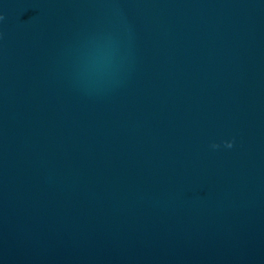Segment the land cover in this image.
Returning <instances> with one entry per match:
<instances>
[{
    "label": "water",
    "instance_id": "95a60500",
    "mask_svg": "<svg viewBox=\"0 0 264 264\" xmlns=\"http://www.w3.org/2000/svg\"><path fill=\"white\" fill-rule=\"evenodd\" d=\"M0 17V264H264V0Z\"/></svg>",
    "mask_w": 264,
    "mask_h": 264
},
{
    "label": "clouds",
    "instance_id": "9594fccd",
    "mask_svg": "<svg viewBox=\"0 0 264 264\" xmlns=\"http://www.w3.org/2000/svg\"><path fill=\"white\" fill-rule=\"evenodd\" d=\"M0 19H3V17H0ZM233 145H232V143H227L226 144V147H228V148H231ZM213 148H217V147H219L218 145H213L212 146Z\"/></svg>",
    "mask_w": 264,
    "mask_h": 264
}]
</instances>
